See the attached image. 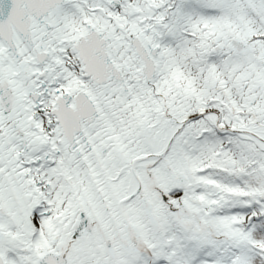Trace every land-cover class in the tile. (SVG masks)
Returning a JSON list of instances; mask_svg holds the SVG:
<instances>
[{"label":"snow or ice","instance_id":"6c2138e0","mask_svg":"<svg viewBox=\"0 0 264 264\" xmlns=\"http://www.w3.org/2000/svg\"><path fill=\"white\" fill-rule=\"evenodd\" d=\"M0 264H264V0H0Z\"/></svg>","mask_w":264,"mask_h":264}]
</instances>
